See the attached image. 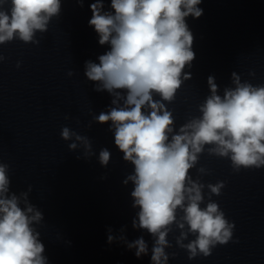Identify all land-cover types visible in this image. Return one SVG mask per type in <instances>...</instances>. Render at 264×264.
Wrapping results in <instances>:
<instances>
[{
    "label": "clouds",
    "instance_id": "9594fccd",
    "mask_svg": "<svg viewBox=\"0 0 264 264\" xmlns=\"http://www.w3.org/2000/svg\"><path fill=\"white\" fill-rule=\"evenodd\" d=\"M201 2L110 0L109 10L104 0L89 5L88 24L97 33L99 45H108L109 50L98 56V63L85 61L84 76L94 83V91H106L112 97L109 109L93 115V120L110 122L122 159L134 166L123 184L131 181L134 186L132 208L138 211L132 227L146 230L154 240L152 264H167L165 248L172 247L167 237L173 225L180 230L176 246L187 252L189 260L211 256L217 245L233 240L235 224L211 198L222 194L226 182H202L203 176L211 174L206 167L197 168L202 154L229 160L237 173L264 167V84L242 81L233 71V86L225 87L221 95L215 77L209 75L210 94L197 105L199 114L190 115L178 129L175 126L168 105L192 78L185 69H191L196 57L186 18L203 15ZM76 3L83 7L84 0ZM61 7L62 0H0V44L18 39L38 45L36 34L47 32ZM4 60L0 55V62ZM60 135L71 141L69 151L81 148L84 159L96 155L88 136L67 126ZM110 159V150L102 148L100 165L106 168ZM10 184L9 165L0 162V264H48L38 230L44 214L29 200L32 186L17 194L10 191ZM125 230L126 226L121 232ZM115 239L109 228L108 243ZM119 239L135 249L137 258L147 255L149 246L143 236L132 242L123 235Z\"/></svg>",
    "mask_w": 264,
    "mask_h": 264
}]
</instances>
